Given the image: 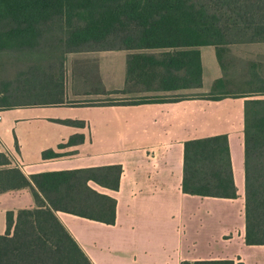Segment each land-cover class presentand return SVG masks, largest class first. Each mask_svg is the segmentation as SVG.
Returning <instances> with one entry per match:
<instances>
[{"label":"trees","instance_id":"trees-1","mask_svg":"<svg viewBox=\"0 0 264 264\" xmlns=\"http://www.w3.org/2000/svg\"><path fill=\"white\" fill-rule=\"evenodd\" d=\"M252 43H264V0H0V54L17 53L62 62L68 53L83 51L195 47L164 52L160 58L128 55L126 88L109 94L125 93L133 82L155 90L199 88L202 68L197 47L213 45L220 58L228 46ZM50 73V87L40 90L62 94L59 75ZM226 78L216 80L210 93L198 96L209 100L247 98L244 103L245 243L264 245V75L252 64L249 80L235 84L240 86L239 91L226 90L229 83ZM29 89L30 86L26 91ZM2 93L0 109H5L7 96ZM42 101L34 105L64 103L59 99ZM146 101L111 99L105 103ZM59 122L84 126L80 120ZM83 140L82 135H74L59 148ZM59 156L53 150L42 153L44 159ZM121 173L120 165H108L27 175L14 164L9 153L0 152V193L28 188L36 203L34 208L7 212L6 231L0 234V264H93L60 221L57 211L114 224L116 200L94 190L89 183L117 190ZM182 191L201 197H237L227 135L185 142ZM181 264L234 262L198 260Z\"/></svg>","mask_w":264,"mask_h":264},{"label":"crops","instance_id":"crops-1","mask_svg":"<svg viewBox=\"0 0 264 264\" xmlns=\"http://www.w3.org/2000/svg\"><path fill=\"white\" fill-rule=\"evenodd\" d=\"M252 44L228 46L220 58L213 45L197 47L202 68L199 88L155 90L133 82L127 92L120 94L109 92L126 88L128 55L160 58L164 52L195 47L68 53L67 58L73 57L83 67L82 83L86 84L87 78L94 79L99 87L95 93L105 97L76 106L38 104L0 109V152L9 153L27 175L108 165L122 167L117 190L89 183L94 190L116 200L114 224L57 211L93 264H181L198 260L264 264V245L245 243L247 98L209 100L198 96L210 93L214 82L227 76V71V77H233L231 69L225 70L226 63L231 62L232 49ZM89 64L94 65L92 75ZM175 97L180 98L171 100ZM111 99L148 101L105 103ZM66 119L83 121L84 126L59 122ZM223 134L228 137L237 197L183 193L185 142ZM74 135H82L83 142L59 148ZM46 150L60 156L44 159L42 153ZM35 206L28 188L0 193V234L6 231L8 211Z\"/></svg>","mask_w":264,"mask_h":264},{"label":"rangeland","instance_id":"rangeland-1","mask_svg":"<svg viewBox=\"0 0 264 264\" xmlns=\"http://www.w3.org/2000/svg\"><path fill=\"white\" fill-rule=\"evenodd\" d=\"M231 62L226 63L225 70L231 69L233 77L227 71L226 79L229 80L226 90L239 91L240 84L249 80V73L252 64L258 66L261 74L264 75V44L242 45L232 49ZM61 60V59H60ZM55 58H33L17 53L0 54V91L6 95L5 109H12L20 106L41 103L42 100L59 99L64 101L63 105L76 106L83 102L97 101V97H105L96 94L98 85L94 79H86L83 84L80 79L82 65L77 64L73 57L66 56L61 62ZM33 68V69H31ZM90 74L92 75L94 65L89 64ZM60 74H57L58 71ZM84 70V69H83ZM50 72L59 75L62 85V94L45 93L41 91L43 87H50L48 75ZM86 76L88 75L86 71ZM6 84L7 86H4ZM31 90L26 91L28 87ZM37 89L32 91V88ZM21 88L23 91H21ZM245 88V87H244ZM88 91V93H83ZM100 91V90H99ZM41 105V104H39Z\"/></svg>","mask_w":264,"mask_h":264},{"label":"built area","instance_id":"built-area-1","mask_svg":"<svg viewBox=\"0 0 264 264\" xmlns=\"http://www.w3.org/2000/svg\"><path fill=\"white\" fill-rule=\"evenodd\" d=\"M0 119H1V117H0Z\"/></svg>","mask_w":264,"mask_h":264}]
</instances>
